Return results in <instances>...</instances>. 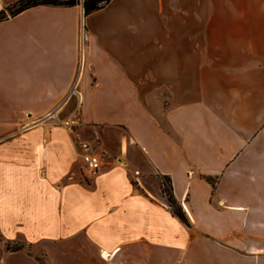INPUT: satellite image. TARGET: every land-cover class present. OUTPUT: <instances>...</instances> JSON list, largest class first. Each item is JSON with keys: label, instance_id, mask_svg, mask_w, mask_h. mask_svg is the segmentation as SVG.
<instances>
[{"label": "crops", "instance_id": "1", "mask_svg": "<svg viewBox=\"0 0 264 264\" xmlns=\"http://www.w3.org/2000/svg\"><path fill=\"white\" fill-rule=\"evenodd\" d=\"M0 236V264H264V0L1 20Z\"/></svg>", "mask_w": 264, "mask_h": 264}, {"label": "trees", "instance_id": "2", "mask_svg": "<svg viewBox=\"0 0 264 264\" xmlns=\"http://www.w3.org/2000/svg\"><path fill=\"white\" fill-rule=\"evenodd\" d=\"M70 0H17L14 3L8 5L6 8L0 10V21L7 19L10 16H14L30 7L37 5H54V6H63V5H72L78 2L79 0H72V3H69ZM110 0H83V7L85 14H89L93 11H96L104 7ZM162 192L166 198L168 205L171 207L173 213L177 215L183 222L188 224V219L182 210V207L177 202L174 194L172 192L171 180L168 176L162 177ZM24 246L22 244H17L14 247L8 245V249L12 251L20 250Z\"/></svg>", "mask_w": 264, "mask_h": 264}, {"label": "built area", "instance_id": "3", "mask_svg": "<svg viewBox=\"0 0 264 264\" xmlns=\"http://www.w3.org/2000/svg\"><path fill=\"white\" fill-rule=\"evenodd\" d=\"M78 113L79 110L78 108H76L68 117L64 119L57 118V122L64 126L66 129L72 131L73 128L78 124ZM80 144L83 150L82 161L85 168L87 169L89 174H97L101 170L103 165L101 155L94 150L89 142L83 141ZM104 255L108 256L109 254L104 252Z\"/></svg>", "mask_w": 264, "mask_h": 264}, {"label": "rangeland", "instance_id": "4", "mask_svg": "<svg viewBox=\"0 0 264 264\" xmlns=\"http://www.w3.org/2000/svg\"><path fill=\"white\" fill-rule=\"evenodd\" d=\"M0 239H1V236H0ZM19 243H11V242H5V248L8 250V251H12V250H9L7 247L8 245L11 246V247H14L15 245H17ZM39 259V258H38Z\"/></svg>", "mask_w": 264, "mask_h": 264}, {"label": "water", "instance_id": "5", "mask_svg": "<svg viewBox=\"0 0 264 264\" xmlns=\"http://www.w3.org/2000/svg\"><path fill=\"white\" fill-rule=\"evenodd\" d=\"M69 3H72L73 1L72 0H70V1H68Z\"/></svg>", "mask_w": 264, "mask_h": 264}]
</instances>
